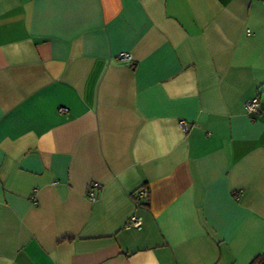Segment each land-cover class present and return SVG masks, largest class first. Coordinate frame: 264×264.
I'll use <instances>...</instances> for the list:
<instances>
[{
    "label": "crops",
    "instance_id": "0c3cea01",
    "mask_svg": "<svg viewBox=\"0 0 264 264\" xmlns=\"http://www.w3.org/2000/svg\"><path fill=\"white\" fill-rule=\"evenodd\" d=\"M262 251L264 0H0V264Z\"/></svg>",
    "mask_w": 264,
    "mask_h": 264
},
{
    "label": "built area",
    "instance_id": "2783aa9c",
    "mask_svg": "<svg viewBox=\"0 0 264 264\" xmlns=\"http://www.w3.org/2000/svg\"><path fill=\"white\" fill-rule=\"evenodd\" d=\"M131 59V54L128 53V52H123L121 54H119V60H122V61H127ZM244 109H245V112L247 113V115L251 118H255L260 112H261V108H260V102H259V98L258 96H255L249 100H247L245 103H244ZM60 112H64L67 110V108L65 107H60L58 109ZM179 124V127L185 131L186 130V124L183 120H179L178 122ZM140 199H144L146 198L147 196V190L145 189V187L141 186V187H138L135 192H134ZM87 198L90 199V200H94L95 199V195L93 194V192H89L87 194ZM128 225L130 226H133V227H140L141 225V218L135 216V215H132L130 216V218L128 219V222H127Z\"/></svg>",
    "mask_w": 264,
    "mask_h": 264
},
{
    "label": "trees",
    "instance_id": "16d2710c",
    "mask_svg": "<svg viewBox=\"0 0 264 264\" xmlns=\"http://www.w3.org/2000/svg\"><path fill=\"white\" fill-rule=\"evenodd\" d=\"M132 198L133 201L135 202V204L139 207H146L148 206V192H147V196L144 199H140L134 192L132 193ZM61 239H72V237L70 236H65ZM249 264H264V251H262L261 253H258L257 255H255L252 260L249 262Z\"/></svg>",
    "mask_w": 264,
    "mask_h": 264
}]
</instances>
